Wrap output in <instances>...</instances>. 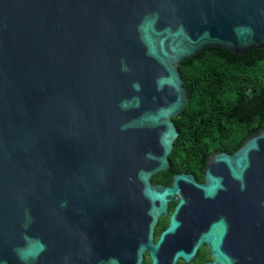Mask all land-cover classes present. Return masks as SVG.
<instances>
[{
  "label": "water",
  "instance_id": "water-1",
  "mask_svg": "<svg viewBox=\"0 0 264 264\" xmlns=\"http://www.w3.org/2000/svg\"><path fill=\"white\" fill-rule=\"evenodd\" d=\"M263 46L264 0H0V264H56L63 245L131 220L144 222L150 247L178 181L200 189L203 242L226 264L219 172L249 184L243 215L259 255L264 122L232 154L209 155L203 184L150 177L169 168L173 118L189 100L179 64L205 47Z\"/></svg>",
  "mask_w": 264,
  "mask_h": 264
},
{
  "label": "flooded vegetation",
  "instance_id": "flooded-vegetation-1",
  "mask_svg": "<svg viewBox=\"0 0 264 264\" xmlns=\"http://www.w3.org/2000/svg\"><path fill=\"white\" fill-rule=\"evenodd\" d=\"M208 157L204 163L185 166L181 171H175V167L170 164L167 170H162L165 172L158 171L150 177L151 184L171 186L176 174L190 175L197 184H203L206 180ZM217 175L222 186L217 197L222 210L217 218L223 219L227 226L219 250L227 259L226 264H264V250L257 254L250 222L243 215L248 210L243 199L249 184L244 182L245 188L241 191L240 183L223 172ZM181 200L183 204L174 216L177 226L157 244ZM223 207L225 210L227 208V212ZM245 223L247 234L240 236L241 226ZM120 225L121 229H115L110 236L95 238L87 234L74 248L69 249L63 245L54 255L56 264H223L215 259L210 246L203 242V233L207 230V223H203V196L193 182L178 181V190L168 200L166 213L158 216L154 224L150 247L143 248L147 234L143 221H123ZM79 231L78 228L76 232ZM89 231L92 233L91 227ZM156 244L157 247L154 248ZM102 247L103 251L98 252L97 249ZM140 247L142 250L139 255ZM43 256L47 257L46 251Z\"/></svg>",
  "mask_w": 264,
  "mask_h": 264
},
{
  "label": "trees",
  "instance_id": "trees-1",
  "mask_svg": "<svg viewBox=\"0 0 264 264\" xmlns=\"http://www.w3.org/2000/svg\"><path fill=\"white\" fill-rule=\"evenodd\" d=\"M178 70L188 92L169 161L175 171L232 153L264 122V46L242 53L205 47ZM165 172V171H162Z\"/></svg>",
  "mask_w": 264,
  "mask_h": 264
}]
</instances>
